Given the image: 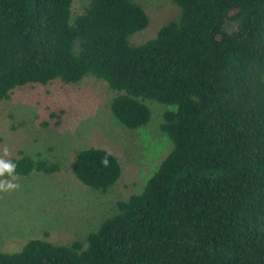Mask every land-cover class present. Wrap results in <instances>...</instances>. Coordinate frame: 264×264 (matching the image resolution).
<instances>
[{
    "label": "trees",
    "instance_id": "16d2710c",
    "mask_svg": "<svg viewBox=\"0 0 264 264\" xmlns=\"http://www.w3.org/2000/svg\"><path fill=\"white\" fill-rule=\"evenodd\" d=\"M173 1L177 19L133 45L149 17L132 0H91L75 15L74 0H0V103L22 86L94 77L126 129L148 124L149 101L171 107L160 128L172 144L85 245L33 239L0 264H264V0ZM11 163L15 175L58 169ZM71 170L102 192L121 175L99 148Z\"/></svg>",
    "mask_w": 264,
    "mask_h": 264
},
{
    "label": "rangeland",
    "instance_id": "374dc122",
    "mask_svg": "<svg viewBox=\"0 0 264 264\" xmlns=\"http://www.w3.org/2000/svg\"><path fill=\"white\" fill-rule=\"evenodd\" d=\"M90 1L74 0L72 14L81 13ZM132 1L149 17L148 26L129 38L133 45L153 38L179 16L173 0ZM224 28L231 32L234 25L226 22ZM114 96L106 82L85 77L77 84L56 80L22 86L0 103V159L11 162L26 156L58 168L50 174L0 176L5 188L7 183L18 185L0 190V253L18 252L33 239L85 245L87 236L115 214L118 201L142 192L172 148L160 128L171 107L147 102L150 121L129 130L110 112ZM87 148L108 151L120 165L118 181L104 192L82 185L72 173L77 153Z\"/></svg>",
    "mask_w": 264,
    "mask_h": 264
},
{
    "label": "clouds",
    "instance_id": "9594fccd",
    "mask_svg": "<svg viewBox=\"0 0 264 264\" xmlns=\"http://www.w3.org/2000/svg\"><path fill=\"white\" fill-rule=\"evenodd\" d=\"M5 154L7 155V149H5ZM102 163L105 165L107 164L106 160H103ZM15 170V165L12 164L11 162H5L4 160L0 159V176H3L5 173L12 175V173ZM18 187V185L12 184V183H7V188H5V183L0 182V190H10Z\"/></svg>",
    "mask_w": 264,
    "mask_h": 264
}]
</instances>
